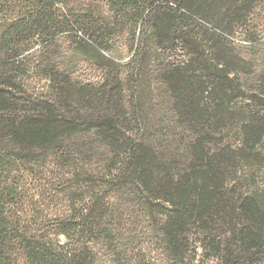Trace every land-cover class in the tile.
Here are the masks:
<instances>
[{
    "label": "trees",
    "instance_id": "obj_1",
    "mask_svg": "<svg viewBox=\"0 0 264 264\" xmlns=\"http://www.w3.org/2000/svg\"><path fill=\"white\" fill-rule=\"evenodd\" d=\"M62 38L95 78L51 61ZM49 157L77 188L52 234L22 216L13 174ZM120 198L167 264H264V0H0V264H95Z\"/></svg>",
    "mask_w": 264,
    "mask_h": 264
},
{
    "label": "rangeland",
    "instance_id": "obj_2",
    "mask_svg": "<svg viewBox=\"0 0 264 264\" xmlns=\"http://www.w3.org/2000/svg\"><path fill=\"white\" fill-rule=\"evenodd\" d=\"M77 46L72 39L62 38L50 51L51 61L82 80L95 78L98 72L91 56ZM25 77L34 89L41 90L45 84L33 71H27ZM161 92L152 82L144 102L145 112L153 118V128L160 132L165 130L170 116L168 99L163 98ZM66 172L52 157L31 167L20 164L13 171L21 181L22 194L27 196L25 215L22 216L51 234L56 229L53 226L56 220L67 210L69 194L77 190ZM112 202L118 210V230L110 236L115 238L112 243L109 238L94 244L95 264H167L164 245L157 238L144 210L126 198L113 199Z\"/></svg>",
    "mask_w": 264,
    "mask_h": 264
}]
</instances>
